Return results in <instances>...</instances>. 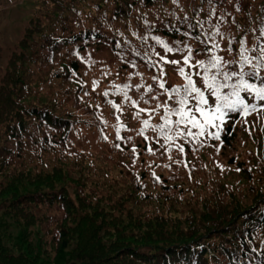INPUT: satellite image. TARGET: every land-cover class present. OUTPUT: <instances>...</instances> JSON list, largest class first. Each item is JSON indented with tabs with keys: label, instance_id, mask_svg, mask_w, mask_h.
Masks as SVG:
<instances>
[{
	"label": "trees",
	"instance_id": "1",
	"mask_svg": "<svg viewBox=\"0 0 264 264\" xmlns=\"http://www.w3.org/2000/svg\"><path fill=\"white\" fill-rule=\"evenodd\" d=\"M214 2L218 16L231 13L222 30L255 44L248 30L264 19V0ZM208 12L206 0H38L0 78V264H264V111L230 113L222 147L179 139L184 152L170 154L151 130L132 136L135 118L117 139L103 114L122 99L103 95L113 82L156 87L145 59L162 50L153 36L200 49L183 21ZM88 132L98 148L83 141Z\"/></svg>",
	"mask_w": 264,
	"mask_h": 264
},
{
	"label": "snow or ice",
	"instance_id": "2",
	"mask_svg": "<svg viewBox=\"0 0 264 264\" xmlns=\"http://www.w3.org/2000/svg\"><path fill=\"white\" fill-rule=\"evenodd\" d=\"M206 2L209 5L206 20L197 19L195 23H192L188 17H185L183 21L189 31L183 32L182 35L197 41L201 45L200 49L193 48L188 42L174 41L170 43L159 36H153L152 39L156 45L164 52V55H160L153 48L156 59L153 60L151 56L145 57L149 66L156 72V75L152 77L156 87L153 88L152 85L144 83L132 85L127 82L123 84L113 82L109 89L103 93L105 97L109 95L121 96L126 105L137 108L134 118L142 125L138 135H144L148 130L155 132L156 136L153 139L158 144L163 139L164 144L159 146L163 148L167 145L169 154L173 147L184 152L183 145L177 143L179 139H183L190 146L198 144L203 147L204 143L201 138L206 137L219 141L222 147L224 141L221 139V133L227 123L226 117L230 113L238 114L240 118L246 120L247 116L264 111V105L250 103L241 95L247 93L254 100L264 102V76L260 74L261 70H264V19H261L258 29L248 30L254 34L257 31L259 33L256 36V43L249 47L247 33L237 41L231 32L222 30L223 25L228 23L227 17L231 16V13L223 12L218 16L214 0H206ZM172 3L178 4L179 0H172ZM235 7L237 12L241 10L238 2ZM195 11L198 16L203 9L197 8ZM214 19L215 23H213ZM232 23H236L235 17H232ZM236 27L238 30H242V26L236 25ZM177 31L179 30L177 29ZM193 32L196 34L192 35ZM142 39L146 41L148 37H142ZM225 39L228 41L227 49L222 47V41ZM235 44L239 45L236 49L233 48ZM223 51L230 54L235 52L234 58L225 59L223 55L219 54ZM73 54L77 55L78 53ZM170 54L182 56V61L169 60ZM200 55L207 58L196 59ZM91 63L95 64L96 61L93 60ZM169 64L176 67L177 75L183 80L182 84L176 85L165 79L167 76L165 66ZM135 75L141 76L139 72ZM194 77L202 79L203 89L197 86ZM257 80L260 81L259 86L250 82ZM99 83V81L93 82V90L99 86ZM133 90L139 93L137 99H133L129 95ZM87 94L85 93V95ZM161 96H166V99L161 101ZM209 97L214 98L212 103H210ZM141 102L148 105V108H140ZM153 102H155L154 105ZM107 103L117 112L121 111L120 105L114 101L108 100ZM144 113L148 114V119H141ZM156 115H159L160 123H153ZM117 120L118 124L114 125L117 139H123L120 136V131L122 128L127 129L125 125L119 123L118 116ZM102 123L107 125V121L102 120ZM194 129L196 131H193ZM101 131L103 130L101 129ZM102 138L107 139L106 136H102ZM144 138L148 139L146 135ZM127 139L131 140V137ZM195 150L193 148V151ZM216 150L219 152V147ZM148 151L152 153L151 147L148 148ZM133 152H135V148H133ZM169 158H171L170 155ZM218 166L222 171L224 170L222 165ZM153 175L155 176V173Z\"/></svg>",
	"mask_w": 264,
	"mask_h": 264
},
{
	"label": "rangeland",
	"instance_id": "3",
	"mask_svg": "<svg viewBox=\"0 0 264 264\" xmlns=\"http://www.w3.org/2000/svg\"><path fill=\"white\" fill-rule=\"evenodd\" d=\"M37 4H38V0H0V78L4 74L6 61L8 57L10 56L11 52L14 50L16 51L22 50L19 46V40L22 37H24L25 30L27 27H29L30 19L33 17V12ZM156 52H159L160 55H164L163 50H159V51L156 50ZM168 59L182 61V56L178 54L177 55L170 54L168 56ZM165 68L167 71V76L165 77V79L169 80L170 82H173L176 85H180L183 83L182 78L177 75L175 66L169 64V65H166ZM154 75L155 74H149V77L152 78ZM127 76H128V73H127ZM194 78L196 79L197 86L203 89L204 85H203L202 79H200L199 77H194ZM127 83L136 85V84H140L143 82L139 83L138 80L132 79V80L127 81ZM149 84L150 83L146 85H149ZM84 91L85 93L87 92L86 90ZM141 91H143V89H141ZM129 95H131L133 99H137L139 96V93L133 90V91H130ZM209 100H210V103H212L214 99L212 97H209ZM114 102L120 105L121 111L117 112L116 109H114L110 105L108 108H106L103 114H107V116L109 117V120H111L112 123H115V125L118 124L117 116L119 117V123H122L123 125L125 123L130 124L131 120L134 119V115L131 114L132 110H130L128 107H125V103L123 102L121 98H119V101L115 100ZM154 104L155 102H153V105ZM139 106L148 107V105L142 102L140 103ZM134 109L138 110L135 107ZM262 115L264 116V112ZM104 118L105 117H103L102 120H104ZM135 125L136 127L128 128V129L132 133H134L132 136H136V135L139 136L138 132L140 128L138 127L137 122H135ZM110 131L116 132V128L112 126L110 128ZM193 131H196V130L194 129ZM86 138L91 139L92 148H98L97 134L93 136V134L88 132L84 136L83 141H86ZM181 140L183 141V139ZM201 140L204 143V146L202 147L203 149L210 150L211 148H213V145H215L213 139L202 137ZM217 147H219V145H216L215 149H217ZM229 151L230 150L228 149V150H225L224 152L230 154Z\"/></svg>",
	"mask_w": 264,
	"mask_h": 264
}]
</instances>
